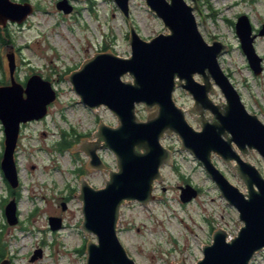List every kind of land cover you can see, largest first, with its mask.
<instances>
[{
  "label": "rangeland",
  "instance_id": "1",
  "mask_svg": "<svg viewBox=\"0 0 264 264\" xmlns=\"http://www.w3.org/2000/svg\"><path fill=\"white\" fill-rule=\"evenodd\" d=\"M12 1L30 2L34 13L22 24L10 21L0 26V37L5 40L0 39V86L11 83L7 55L14 53L15 79L25 85L30 76L38 74L52 83L57 99L49 105L44 118L22 124L15 152L19 176L16 188L10 186L1 169L5 133L0 120V263L8 260L10 264H86L87 244L97 242V238L93 233L87 237L81 228L83 201L77 196L81 194L82 178L93 187L102 188L110 170L117 171L118 166L115 154L104 148L98 153L107 169L90 171L88 157L72 151L80 149L85 140L99 143L96 133L101 122L117 127L118 117L106 106L96 108L95 113L84 105L67 78L96 53L112 51L129 57L130 25L114 0H69L75 7L71 13L57 8L59 0ZM199 3L209 24L207 28L197 15L203 37L209 43L215 37L230 42L232 47L220 56V65L247 109L264 122V72L255 76L251 71L232 23L239 15L247 14L253 25L260 27L264 22V0H199ZM130 10L132 24L144 39L169 32L145 0H131ZM256 48L264 55L262 37ZM196 79L202 82L201 76ZM123 80L130 81L133 77L127 74ZM217 93L211 94V98L222 104L225 96L220 89ZM174 99L186 113L194 105L193 96L181 87H177ZM205 114L212 120L211 112ZM137 115L146 119L145 104L138 105ZM194 116L188 115L190 123L201 128ZM161 142L172 150L174 160L171 167L167 164L162 167L163 179L154 184V193L162 199L149 203L148 208L139 201L124 203L118 235L137 264H175L182 258L195 264L204 257L202 247L212 243L215 230L225 229L229 240L244 223L199 160L188 151H181V140L176 134H166ZM244 158L264 175V159L257 151L254 155L250 151ZM187 184L194 186L198 195L184 203L181 187ZM11 190L18 194L16 224L8 223L2 205L5 198L13 199ZM50 217L61 218L62 227L52 230ZM37 251L41 254L33 259ZM251 264H264V249Z\"/></svg>",
  "mask_w": 264,
  "mask_h": 264
},
{
  "label": "water",
  "instance_id": "2",
  "mask_svg": "<svg viewBox=\"0 0 264 264\" xmlns=\"http://www.w3.org/2000/svg\"><path fill=\"white\" fill-rule=\"evenodd\" d=\"M129 25L131 55L121 57L112 51L96 53L86 59L67 78L81 102L96 112L106 106L118 117V126L104 122L99 125V143L83 142L74 154H85L90 171L107 169L98 150H111L118 170H110L102 188L93 187L82 178L81 194L84 221L81 228L87 237L93 233L97 242L87 244L86 264H137L118 235V221L124 203L139 201L146 207L161 200L154 193L156 181H162V167L173 164V152L161 139L176 134L181 151H188L203 165L221 195L239 211L244 225L236 236L219 228L213 232L212 243L202 247L204 257L195 264H251L264 249V175L244 157L257 151L264 159V122L251 113L236 86L220 65V56L230 47L221 40L209 43L203 37L197 15L209 28L199 0H145L149 9L165 24L168 33L144 39L131 21V0H114ZM57 8L71 13L69 0H59ZM34 13L28 2L0 0V26L10 21L22 24ZM197 13V14H196ZM235 32L248 65L255 76L263 73V58L255 40L264 36V24L257 34L247 14L235 22ZM11 83L0 86V120L4 127L5 147L1 169L12 188L19 185L15 151L21 125L39 120L48 114V107L57 99L52 83L38 74L30 76L25 85L15 79L16 58L7 55ZM133 80H123L125 75ZM201 76L202 82L196 79ZM177 87L193 96L188 112L174 99ZM220 89L225 102L218 104L211 94ZM145 104L147 117L137 115V107ZM206 111L213 115L206 117ZM195 115L201 128H195L188 115ZM197 116V117H196ZM234 168H233V167ZM198 195L191 184L181 187V200L186 203ZM65 207V205H64ZM148 208V207H147ZM9 224L18 221L17 201L5 207ZM50 227H62L59 217H50ZM36 254H41L37 251ZM0 264H10L8 260ZM175 264H188L185 258Z\"/></svg>",
  "mask_w": 264,
  "mask_h": 264
},
{
  "label": "flooded vegetation",
  "instance_id": "3",
  "mask_svg": "<svg viewBox=\"0 0 264 264\" xmlns=\"http://www.w3.org/2000/svg\"><path fill=\"white\" fill-rule=\"evenodd\" d=\"M202 5H203V3H202ZM204 6V5H203ZM73 10H75V7H74V9ZM209 15V17H211V14H208ZM240 16V15H239ZM238 16V17H239ZM238 19V18H237ZM237 21V20H236ZM229 23H230V19H229ZM234 25H235V22L233 21L232 22ZM264 24V22L261 24V26L260 27H258V28H256L255 26H254V33L255 34H257L258 32H259V30H260V28L262 27V25ZM260 37H262L263 39H264V36H258L257 38H256V40H255V46H256V43H257V41H258V39H260ZM214 40H217V38L215 37V39ZM213 42V41H212ZM240 43V42H239ZM229 47L231 48L232 46H231V44H230V42H229ZM241 47V46H240ZM257 49V48H256ZM261 56H262V58H263V67H264V55H262L261 54ZM264 69V68H263ZM252 71V70H251ZM263 72H264V70H263ZM263 74V73H262ZM34 121V120H33ZM28 123H30V121L29 122H27V123H23V124H28ZM21 127H22V125H21ZM11 196H13V198H15L16 199V201L18 200V194H17V192L15 191V190H13V191H11ZM8 201H9V198H5L4 199V203H6V204H2L3 205V207H4V213H5V207H6V205L8 204ZM7 219V218H6ZM19 221V220H18ZM17 221V222H18Z\"/></svg>",
  "mask_w": 264,
  "mask_h": 264
},
{
  "label": "trees",
  "instance_id": "4",
  "mask_svg": "<svg viewBox=\"0 0 264 264\" xmlns=\"http://www.w3.org/2000/svg\"><path fill=\"white\" fill-rule=\"evenodd\" d=\"M0 39H2L3 41H5V40L2 38V36L0 37ZM63 144H64L65 146L68 144L66 139L64 140V143H63ZM11 191H13V190H11Z\"/></svg>",
  "mask_w": 264,
  "mask_h": 264
}]
</instances>
